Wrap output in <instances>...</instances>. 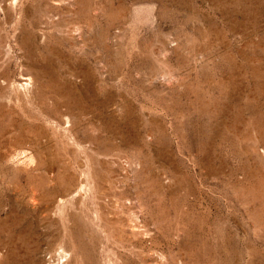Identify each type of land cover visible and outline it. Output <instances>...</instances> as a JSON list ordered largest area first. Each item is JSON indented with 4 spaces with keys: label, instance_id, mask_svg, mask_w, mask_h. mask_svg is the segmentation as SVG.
Masks as SVG:
<instances>
[{
    "label": "rangeland",
    "instance_id": "obj_1",
    "mask_svg": "<svg viewBox=\"0 0 264 264\" xmlns=\"http://www.w3.org/2000/svg\"><path fill=\"white\" fill-rule=\"evenodd\" d=\"M0 264H264V0H0Z\"/></svg>",
    "mask_w": 264,
    "mask_h": 264
},
{
    "label": "bare ground",
    "instance_id": "obj_2",
    "mask_svg": "<svg viewBox=\"0 0 264 264\" xmlns=\"http://www.w3.org/2000/svg\"><path fill=\"white\" fill-rule=\"evenodd\" d=\"M8 252V251H7ZM7 258V257H6Z\"/></svg>",
    "mask_w": 264,
    "mask_h": 264
}]
</instances>
